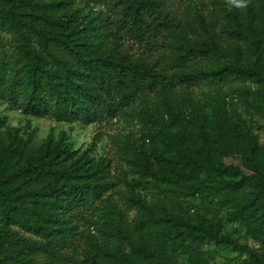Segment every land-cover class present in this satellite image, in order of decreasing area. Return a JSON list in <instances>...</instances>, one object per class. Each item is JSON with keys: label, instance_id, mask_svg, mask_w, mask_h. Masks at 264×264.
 <instances>
[{"label": "trees", "instance_id": "1", "mask_svg": "<svg viewBox=\"0 0 264 264\" xmlns=\"http://www.w3.org/2000/svg\"><path fill=\"white\" fill-rule=\"evenodd\" d=\"M69 1L0 0V99L26 115L90 125L134 114L139 102L155 96L154 111L139 117L152 124L149 138L164 144L157 158L165 167H154L141 152L138 174L158 187L191 193L227 177L220 189L209 190L216 196L224 191L221 204L231 218L253 235L264 234V148L244 124L215 120L213 113L211 125L197 129L175 100L196 83L219 92L221 84L264 81V0L257 8L243 0L244 7L225 17L226 36L254 60L252 67L220 61L224 40L214 23L182 20L164 9L163 0H93L107 9L95 18ZM125 42L143 52L129 53ZM210 143L239 154L241 164L215 163ZM72 159L51 141L34 153L13 144L0 148V168L21 160L0 174V264H53L73 232L72 219L107 191L94 165ZM135 205L138 217L131 224L124 226L121 217L105 223L107 244L88 253V264H161L164 253L206 240L246 253L248 264H264L258 253L220 235L219 226L177 219L159 198Z\"/></svg>", "mask_w": 264, "mask_h": 264}, {"label": "rangeland", "instance_id": "2", "mask_svg": "<svg viewBox=\"0 0 264 264\" xmlns=\"http://www.w3.org/2000/svg\"><path fill=\"white\" fill-rule=\"evenodd\" d=\"M163 1L164 9L182 20L192 22L201 18L214 23L217 35L224 40L220 61L252 67L254 60H248L243 52L233 48L234 45L225 33V17L236 8V0ZM262 1L253 0V4L257 8ZM69 3L83 16L95 18L107 12L106 5L93 0H70ZM125 47L131 54L139 55L143 52V48L132 42H125ZM200 65L218 68V65L208 61H202ZM218 88L219 92L217 87L196 83L188 88L186 94L180 93L175 98L177 110L201 130L211 125L209 117L212 113L215 120L227 119L229 123L244 124L250 135L257 139L259 146L264 148V81L221 84ZM157 100L155 96H151L146 103L139 102L134 114L83 125L79 122H58L26 115L0 99V148L13 144L18 145L25 154L34 153L51 141L67 150L73 156L72 161L90 162L94 165L108 187L92 208L80 210L76 218L72 219L73 232L66 247L59 250L60 259L53 264H88V253L107 244L101 230L108 220L121 217L123 225L127 226L138 217L136 201L142 200L151 205L157 198L177 219H189L193 222L204 220L219 226L220 235L264 258V234L257 232L253 235L243 222L231 218L229 206L221 204L224 191L221 196H216L209 190L220 189L227 177L219 178L215 183H204L200 192L191 193L173 192L166 185L158 187L152 178H143L138 174L135 162L141 152L154 167H165L157 158L166 149L164 144L160 137L149 138L147 128L152 124L139 117L142 112L152 113ZM208 146L215 163L227 166L241 164L239 154H224L219 146L211 143ZM3 164L0 168L1 175L8 173L14 165H20L21 160L14 164ZM201 181H206V177L202 176ZM18 232L25 238L38 240L31 234L20 230ZM248 261L249 255L246 253L206 240L189 249L181 248L176 253H164L161 264H248Z\"/></svg>", "mask_w": 264, "mask_h": 264}, {"label": "clouds", "instance_id": "3", "mask_svg": "<svg viewBox=\"0 0 264 264\" xmlns=\"http://www.w3.org/2000/svg\"><path fill=\"white\" fill-rule=\"evenodd\" d=\"M237 7H244L243 0H239V2L236 4Z\"/></svg>", "mask_w": 264, "mask_h": 264}]
</instances>
